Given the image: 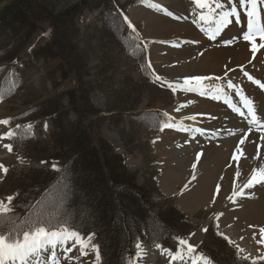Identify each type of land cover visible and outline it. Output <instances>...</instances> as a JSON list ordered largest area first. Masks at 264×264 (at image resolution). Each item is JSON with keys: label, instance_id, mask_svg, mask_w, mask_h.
<instances>
[{"label": "rangeland", "instance_id": "374dc122", "mask_svg": "<svg viewBox=\"0 0 264 264\" xmlns=\"http://www.w3.org/2000/svg\"><path fill=\"white\" fill-rule=\"evenodd\" d=\"M11 1L14 0H2L0 9ZM43 1L45 3L43 6L48 10L40 11L36 15L32 25L25 30L29 34L17 28L11 31V28L15 27L13 21L7 22L6 25L0 22V120L10 119L9 125L0 124V133L16 129L17 125L21 126L16 129V136L0 141V164L8 168L7 173L2 170L0 174V200L7 203V198L13 196L25 183V180L17 177L14 170L11 171L17 161L25 160L43 166L46 164L44 158L54 148L51 136L55 126L51 116H57L58 123L62 126V133L68 132L69 122L75 120L77 116L73 103H77V95L81 89L84 95L90 97V101L85 100L81 103L85 108L86 114L84 113L83 117L85 122L94 127L93 134L96 137H103L113 146L116 153L122 155L128 169L136 173L137 182L152 191V200L156 202L155 211H171L174 206L187 214L188 222L178 224H181L182 232L185 234L183 239L188 241L190 239L189 243L196 247L203 246L202 243L205 242L204 249L214 255L213 249H217L218 259L222 263L224 260L221 259L220 252L225 251V264H229V258L234 256L237 260L251 264L257 257H264V244L257 242L260 239V231L255 233V225L248 229L254 231L252 232L254 235L247 232L248 230L245 231V237L241 242L224 233V225H231L233 229L237 228L239 235L243 236L240 220L236 218L227 223L224 215L243 197L235 196L234 192H238L243 187L254 168L264 166V140H261L260 156L255 164L257 147H249L251 150L245 152V157L242 156L254 168L248 167L246 175L241 174L239 178L236 177L233 166L230 167L228 174L225 164L222 165L219 161L224 156L231 158L233 149H227L223 144L219 145V142L214 141L217 137L223 136L222 134H227L225 136L228 137L233 136V133L245 135V132L248 136L258 133L264 135V112L262 114L259 108V105L264 106V102L253 98L258 105L257 119L262 127L257 131V126L251 125L252 131H249L247 119L233 111L232 104L241 105L240 97L233 89L226 87L229 79L241 87L253 83L247 79L244 72L264 83V54H262L264 49L255 56L249 46L241 45V49H236V46L240 47L244 41L241 32L244 22L246 25L244 16L242 15L244 22L241 21L242 24L235 27L234 34L226 36V26L215 40H211L208 31L215 26L212 22V14L204 10L208 19L200 21L201 10L194 4V0H170L172 5L156 0H116L118 6L122 7L121 15L118 14L117 9H110L113 4L109 0ZM152 3L162 5L173 15L150 7ZM114 7L116 8V5ZM216 11L218 12L219 9ZM260 11L263 13V8ZM125 16L131 21V26L123 19ZM3 19V16L0 17V20ZM53 22L63 28L64 32L58 30V33H55ZM169 22L187 23L192 32L187 29L176 32L172 28L164 31L162 28L168 26L166 24ZM202 29L206 30L202 31ZM55 37L63 45H65L64 41L70 43V49L75 55L73 64L67 63L58 55V48L49 46ZM227 40H232V43L225 44L224 41ZM246 42L251 44L249 41ZM259 42L258 38L257 43ZM215 47L240 50L249 58L243 64L232 66L222 64L223 73L217 75L221 79L204 82L205 86L224 87L232 103H226L225 98L213 100L209 97H200L198 93L186 92L182 88H177L173 92L167 86V83L182 84L184 78L195 76L197 73L175 72V69L182 68L195 56ZM59 50L61 52V49ZM217 52L220 54L215 52L216 54L211 53V56L219 63L223 60L228 61V56L232 53L231 50L223 55L220 51ZM181 55L185 57H180ZM71 65L74 69L70 68ZM157 76L167 83L162 86L160 81L156 80ZM263 92L264 89L261 88L256 91L258 95ZM189 101L194 103L180 110V113L175 111L177 107ZM169 116L172 118L171 122L177 125L181 124L179 120L183 118V125L186 128L200 127L216 131L218 134L208 137L181 131L179 128L161 130L160 126L169 122ZM193 116H197L195 121L192 119ZM209 116L214 118L209 119ZM220 120L222 125L213 129L206 127ZM29 124L32 125L30 134L27 128ZM225 136L223 137L226 138ZM4 144H12V150L3 147ZM201 153L202 155L197 159L198 154ZM216 156L218 160L213 158ZM204 160L206 164H203ZM202 170L206 176L210 175L207 176L208 179L205 176L208 187L203 191H212L213 195L211 192L210 197H202L204 199L198 197V199L192 195L199 189L197 184L203 182L196 181ZM168 172L175 177L172 186H167L164 181ZM217 185H220L218 195ZM55 190L56 188L53 191ZM247 191L263 194L264 183L244 189V194ZM229 197H232V200L228 199ZM165 198H169V201L162 202ZM234 200L236 201L233 202ZM261 210L264 213V209ZM219 213L223 215L217 222L216 216ZM259 218L263 219L264 216L260 215ZM173 223L176 224L175 221ZM217 223L219 229L216 227ZM204 228H207L206 232L203 231ZM218 232H223L236 245L241 243L239 247L243 251L237 253L235 247L218 235ZM89 234L82 235L86 238ZM93 238L94 235L91 243L95 244ZM139 243L147 250L159 244L171 249L173 253L180 247L177 239H172L166 244L144 240H140ZM67 246L71 247L72 242ZM87 251V256H81L80 248L77 246L68 253L67 259L64 258L63 251H60L59 264H97L93 249L89 247ZM184 252H187L186 249ZM199 253L211 258L206 251L198 249L195 253H189L190 261L188 260L187 264H192L191 258ZM244 257L250 258L243 259ZM150 258L152 259V256ZM136 263L178 264L177 261L164 258L157 262L154 260L144 262L136 258ZM256 264H264V259L256 260Z\"/></svg>", "mask_w": 264, "mask_h": 264}, {"label": "trees", "instance_id": "16d2710c", "mask_svg": "<svg viewBox=\"0 0 264 264\" xmlns=\"http://www.w3.org/2000/svg\"><path fill=\"white\" fill-rule=\"evenodd\" d=\"M109 1L113 4L110 9H117L121 15L122 7L118 6V2ZM1 3L2 0L0 5ZM43 4L45 5L43 0L11 1L0 9V17H4L0 22L6 25L13 21L15 27L11 31L17 28L21 32H27L25 30L32 25L36 15L40 11L48 10ZM44 14L48 16L47 13ZM53 23L55 33L58 30L64 32L63 28ZM55 40L56 37L49 46L58 48V55L67 63L73 64L75 55L70 49V43L64 41V37L62 40L65 45ZM73 67L70 66L74 69ZM76 100L73 109L77 116L69 122L67 133L61 132L62 126L58 123L57 116H51L55 126L51 136L54 148L44 158L46 164L43 166L21 160L12 166L11 171L14 170L17 177L25 180L23 187L13 195V210L20 217H24L30 209L21 206L33 204L48 192H51L50 199H58L64 191H68L69 198L65 209L70 213V226L82 234L94 233L93 241L99 245L101 254L99 264H127L129 260L136 264L135 246L140 240L166 244L172 239L183 238L185 234L181 224H186L189 219L186 213L174 206V209L171 208L172 212L155 211L156 202L152 200V191L137 182L136 173L128 169L122 155L116 153L103 137H96L93 134L94 127L85 122V108L81 103L90 101L89 95H84L80 89ZM54 164L57 169L53 168ZM60 181L64 183L58 187ZM168 199L165 198L162 202H168ZM203 246H197L196 250L206 251L213 264H225V251L220 252L221 259L224 260L222 263L218 259L217 249H213L214 255ZM230 260L231 264H251L237 260L236 256L229 258V264Z\"/></svg>", "mask_w": 264, "mask_h": 264}, {"label": "snow or ice", "instance_id": "6c2138e0", "mask_svg": "<svg viewBox=\"0 0 264 264\" xmlns=\"http://www.w3.org/2000/svg\"><path fill=\"white\" fill-rule=\"evenodd\" d=\"M194 4L201 10L199 16L200 21L208 19L204 14V10H208L209 13L212 14V22L215 26L208 31V36L211 40H215L217 35L229 24L234 22L238 23L243 15L246 19V30L241 29L242 39L251 43V50L254 56L261 49H264V20L258 19V17L261 16L260 9L264 8V0H194ZM150 7L163 11L168 15H173V13L169 12L158 3H152ZM217 9H219L218 12L216 11ZM123 19L128 21V24L131 26V21L128 20L127 16ZM177 19H180V17H177ZM195 22L196 21H194V23ZM203 30L206 29H202V31ZM258 38L260 41L259 43H257ZM224 43L231 44L232 40L224 41ZM150 67L151 65L149 62V68ZM244 75L249 81L258 85L261 89H264V83H261L259 79H254L248 72H244ZM225 76H227V73H225ZM212 79L220 80L221 77L196 75L184 78L182 84L167 83L163 81L161 77H156V80L160 81L162 86L167 83V86L171 88L173 92H175L177 88H182L186 92L198 93L200 97H209L213 100L225 98L226 103H232L224 87L220 85H216L215 87L205 86L204 82ZM226 87L233 89L241 99L240 106L232 104L233 111L238 113L240 117L247 119L249 131H252L251 125H256V130L259 131L262 126L257 119L258 105L254 99L246 95L243 87L234 83L231 79L227 80ZM192 103L194 102L189 101L186 104H182L177 107L175 111L179 112ZM259 108L260 111L264 112V106H259ZM208 118L213 119L214 117L209 116ZM192 119L195 120L196 117L193 116ZM171 120L172 118L169 116V122L163 123L160 126L161 130L165 128H179L181 131L198 133L208 137L214 134L213 131L200 127L186 128L183 124L177 125L172 123ZM0 124L9 125L10 119L0 120ZM20 127V125H17L16 129ZM45 127H47V125H45ZM27 128L30 134L32 125H27ZM16 129H10L8 132L0 133V141L16 136ZM247 139V134H245L244 138L239 140V144L231 157L237 164L241 157L245 156L244 149L240 146L244 145ZM260 139L264 140V135H261ZM3 147L7 148L9 151L12 150V144H4ZM200 155H202V153L198 154L197 159H199ZM259 156V146H257V153L254 158L258 159ZM195 166L194 164L193 167ZM53 168L57 169V165L54 164ZM0 169H2L4 173L8 172V168L2 164H0ZM240 175L241 173L237 171L236 177L239 178ZM193 179H195V176H193ZM65 180H67V169H65ZM63 183L64 181L58 182V187L63 185ZM257 183H264V166L254 168L247 182L238 192H234V195L237 197L243 196L244 189L251 188ZM219 192L220 185H217L216 194L218 195ZM50 195L51 192L45 193L40 200L35 201L33 204L21 206L30 209L24 217H20L19 214L14 212L12 207L13 196L7 198V203L0 200V264H59L60 256H58V252L63 251L64 258L67 259L68 253L72 252L77 246L80 248L81 256H87V249L91 247L94 251L97 264H99V245L91 243L94 233H90L85 238L79 230L70 226V213L65 209V204L69 198L68 191H64L58 199H50ZM228 199L232 200V197ZM214 202L213 200V203ZM222 215L223 213L217 214V222ZM216 227L219 229V223H217ZM203 231L206 232L207 228H204ZM259 231L260 239L257 242L259 244H264V227L260 228ZM218 235L228 240L229 244L235 247L237 253L243 251L239 245H236L235 242L225 236L223 232H218ZM177 241L180 247L175 253H173L171 249L163 248L159 244L156 245V247L160 248L172 261H184L185 257L183 252L185 249L188 253L196 252V245L189 243L188 240L178 237ZM70 242H72V246L68 247L67 245ZM135 248L134 255L136 258L140 259L146 255L139 242L136 244ZM249 258L250 257H244L243 259ZM259 259H264V257H257L252 260V264H256V260ZM191 261L192 264H213L212 259L205 256L203 253H199L191 258ZM127 264H132V261L129 260Z\"/></svg>", "mask_w": 264, "mask_h": 264}, {"label": "bare ground", "instance_id": "6f19581e", "mask_svg": "<svg viewBox=\"0 0 264 264\" xmlns=\"http://www.w3.org/2000/svg\"><path fill=\"white\" fill-rule=\"evenodd\" d=\"M156 1H159V2H163L164 4H166V5H172V3H171V1L170 0H156ZM155 15V14H154ZM258 19H262V20H264V8H263V13L261 12V16L260 17H258ZM163 20V19H162ZM244 20H245V17H244ZM244 20H243V18H242V16H241V18H240V21L237 23V22H234V23H232V24H229L226 28H225V35L226 36H228V34H234L235 33V30H236V28L235 27H238V25H241L242 23H241V21L242 22H244ZM186 23V22H185ZM166 25H168V26H164L162 29L164 30V31H166V30H169V28L171 29L172 28V30H176V32L178 31V30H185V29H187V31H191V28L187 25V23L186 24H180V23H175V22H169V23H167ZM191 26V25H190ZM245 26V27H244ZM244 26H243V29L244 30H246V25H245V22H244ZM160 27V26H159ZM157 30V29H156ZM159 31V30H158ZM160 31H161V28H160ZM151 32V31H150ZM162 32V31H161ZM192 32V31H191ZM155 33V32H154ZM195 33V32H194ZM235 44H236V42H235ZM241 45H243V46H246V47H251V44H248L246 41H242V43L240 44V47L239 46H236V49H241ZM216 46V45H215ZM212 47V46H211ZM199 48V47H198ZM196 49H197V47H196ZM207 49H209V46H208V48ZM211 49V48H210ZM198 50V49H197ZM202 50H203V48H202ZM204 50H205V48H204ZM228 50H231V54L228 56V61H222L221 63H219V61L215 58V57H213V56H211V53H218V54H220L219 52H217V51H220L221 53H222V55L223 54H225V52L227 53L228 52ZM192 51V50H191ZM207 51V50H206ZM215 53V54H216ZM186 54V53H185ZM188 54V53H187ZM178 57V56H177ZM180 57H185V55H181ZM188 57V56H187ZM246 58V60H244ZM183 59V58H182ZM186 59V58H185ZM188 59V58H187ZM190 59V58H189ZM177 60H179L178 58H177ZM249 60V58L247 57V54H245L244 52L242 53V51H235V50H232V49H228V48H224V47H220V48H214V49H211V50H208L207 52H205V53H201V54H199V55H197V56H195L192 60H190V62L188 63H185L184 64V66L182 67V68H176L175 69V72H181V73H189L190 74V71L192 72V73H197L198 75L200 74V75H202V76H216L217 77V75L218 74H220V73H223V71H222V69H221V67L223 66L222 64H224V66H228V65H236V64H243L244 62H246V61H248ZM179 61H181V60H179ZM181 62H183V61H181ZM185 62V61H184ZM183 62V63H184ZM179 64H181V63H179ZM180 67V66H179ZM189 71V72H188ZM196 74V75H197ZM192 75V74H191ZM195 75V76H196ZM179 76V75H178ZM181 76V75H180ZM179 76V77H180ZM194 76V75H193ZM260 77V76H259ZM263 77H264V75H263ZM206 82V81H205ZM249 86H247L246 84H245V86L243 87V89H244V92H245V94L246 95H248V96H250V97H252V98H255V99H257L258 98V100H260V102H264V92L263 93H261V94H257L256 93V91H259V89H260V87L258 86V85H256V84H254V83H249L248 84ZM214 86V85H213ZM255 89H256V91H255ZM261 91V90H260ZM259 106H261V105H259ZM211 109H212V107H210ZM209 108V109H210ZM221 109V108H220ZM224 109V108H223ZM182 110V109H181ZM221 112V111H220ZM180 113V112H179ZM216 113V112H215ZM214 114V113H213ZM262 114H263V112H262ZM195 115V114H194ZM197 117V116H196ZM233 118V117H232ZM186 120V119H185ZM195 121V120H194ZM193 121V122H194ZM179 122L181 123V124H183V122H184V119L183 118H180V120H179ZM192 122V123H193ZM216 122V123H215ZM221 120L220 121H214L213 123L214 124H211V126H206V127H209V128H211V129H213V128H215V127H218L219 125H222L221 124ZM224 124V123H223ZM228 125V124H227ZM237 125V124H236ZM205 126V125H204ZM226 126V125H225ZM229 126V125H228ZM228 126H227V128H228ZM222 127V126H221ZM221 127H220V129H221ZM223 128V127H222ZM226 128V127H225ZM241 128H242V126H241ZM252 128V127H251ZM219 129V128H218ZM230 129V128H229ZM235 129H238V128H235ZM239 129H240V127H239ZM215 130V129H214ZM217 130V129H216ZM225 130H228V129H225ZM233 131H234V129H232ZM220 132V131H219ZM230 132V131H229ZM255 132V131H254ZM213 133L214 134H216V131H213ZM221 133V132H220ZM244 134V133H243ZM243 134H241V133H238V134H236V133H233V136H231V135H229L230 137H228V136H225V135H227V134H222L223 136H225L226 138H224L223 136H220V137H217L216 139H214V141L216 140V143H218L219 145L220 144H223V146L225 147V148H230V150L231 149H233V153H234V151H235V147H236V144H238L239 143V140L240 139H243L244 138V135ZM245 134H248V133H246L245 132ZM261 135H263L262 133H258V134H256V135H251V136H248L247 135V137H248V139L247 140H245V144L244 145H241L240 147H242L243 149H244V152H248V150L250 149L249 147H253V148H255V147H257V146H259L260 148H261V139H259V137H261ZM213 136V135H212ZM251 141V142H250ZM3 142V141H2ZM215 143V142H214ZM213 143V144H214ZM264 144V143H263ZM218 145V146H219ZM206 146V145H205ZM200 147V146H199ZM222 147V146H221ZM220 147V148H221ZM216 148V147H215ZM223 148V147H222ZM1 149V148H0ZM217 149V148H216ZM219 149V148H218ZM251 150V149H250ZM253 150V149H252ZM263 150V149H262ZM264 151V150H263ZM2 152V151H1ZM220 152V151H219ZM251 152V151H250ZM261 152V151H260ZM211 155V154H210ZM252 155V154H251ZM223 156V155H222ZM211 157V156H210ZM243 157H245V156H243ZM246 157H247V155H246ZM213 158H217V156L216 157H213ZM212 158V159H213ZM204 159V158H203ZM209 160V159H208ZM217 160H218V158H217ZM255 160V162H254V164L256 163V158L254 159ZM213 161V160H212ZM219 161H221L220 163H222V165L223 164H225V166H226V172L228 173V172H230L229 171V169H230V167L231 166H233V169H234V171H235V174H236V172L237 171H239L241 174H245L246 175V173H247V168L248 167H250L251 166V164L249 163V161L248 160H246L245 161V159L244 158H242L241 157V159H240V161H239V163L237 164V162L236 161H234V160H232L231 158H228V157H222V159L220 158V160ZM211 162V161H210ZM218 162V161H217ZM219 163V162H218ZM203 164H206V162H205V160H204V162H203ZM217 164V163H216ZM206 166V165H205ZM232 168V167H231ZM251 169H253L254 168V166H251L250 167ZM203 169V168H202ZM199 171V170H198ZM203 171V172H202ZM201 171V174H199L198 176H197V178H196V181H197V183L198 182H200L201 180L203 181V182H201V183H198L197 184V188H199V189H197V190H195L194 192H193V197L194 198H200V199H204V198H202V197H210V195H211V192L212 191H208V192H205V191H203L204 190V188L205 187H208V183H206V179H205V172H204V170H202ZM248 171H250V170H248ZM1 172H2V169H0V174H1ZM225 172V173H226ZM173 173V172H172ZM249 173V172H248ZM198 174V173H197ZM229 174V173H228ZM169 175V176H168ZM248 175V174H247ZM208 176V175H207ZM207 176H206V178H207ZM210 176V175H209ZM208 176V177H209ZM230 176V175H229ZM228 177V176H227ZM243 177V176H242ZM174 179H175V177L171 174H169V172H168V174H167V177L165 178V183H166V185L167 186H172L174 183ZM208 179V178H207ZM245 179V178H244ZM231 180V179H230ZM239 180V179H238ZM208 181V180H207ZM191 182V181H190ZM227 182V181H226ZM236 182H237V180H236ZM260 184H262V183H260ZM229 185V184H228ZM256 185H258V183L257 184H255L254 186H256ZM253 186V187H254ZM260 186V185H259ZM240 187H242V185L240 186ZM252 192H253V190H252ZM212 195H213V192H212ZM213 197H215V196H213ZM228 197V196H227ZM233 197V196H232ZM198 198V199H199ZM217 198V197H216ZM220 198V197H219ZM258 199H260V200H258ZM234 201H236V200H234ZM197 202V201H196ZM185 203V202H184ZM236 205H235V207H232L231 208V210L229 211V212H227L226 213V215H224L225 216V219H226V221H227V223L228 222H231L233 219H239L240 220V229H242V234H243V236H241V235H239V232H237L238 230H236V229H233L234 227H232L231 225H229V226H225L224 225V233L227 235V236H229L230 238H232V239H234V240H239L238 242H241L243 239H244V237H245V235H244V232L245 231H247L249 228H251V226H254L255 225V228H254V231H255V233H257V231L260 229V228H262V227H264V218L263 219H260L259 218V216L260 215H262V216H264V213H263V211L261 210V209H264V193L262 194V193H260V194H257V193H251V192H246L244 195H243V197H241V199H240V201H237V203H235ZM257 205H259V206H257ZM193 206V205H192ZM221 219V218H220ZM226 224V223H225ZM239 227V226H238ZM254 231H251V230H248L247 232H254ZM200 233V232H199ZM202 233V232H201ZM253 234V233H252ZM254 235V234H253ZM167 240V239H166ZM189 241H190V239H189ZM237 242V243H238ZM241 244V243H240ZM239 244V245H240ZM163 247V246H162ZM142 248V250L144 251V253H146V255L145 256H143L142 258H140L142 261H144V262H148V261H150V260H154L155 262H157V260L159 261L160 259H167V260H170V258L167 256V255H165L162 251H161V249L160 248H157V247H150L148 250L147 249H145L144 247H141ZM164 248V247H163ZM253 252V251H252ZM183 255H184V257H185V260L184 261H177V263L178 264H187V262H188V257H189V253L188 252H183ZM152 256V259L150 258ZM190 261V260H189ZM147 264V263H146ZM190 264V263H189Z\"/></svg>", "mask_w": 264, "mask_h": 264}]
</instances>
